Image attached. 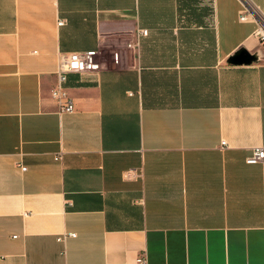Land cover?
Masks as SVG:
<instances>
[{
  "label": "crops",
  "instance_id": "1",
  "mask_svg": "<svg viewBox=\"0 0 264 264\" xmlns=\"http://www.w3.org/2000/svg\"><path fill=\"white\" fill-rule=\"evenodd\" d=\"M243 5L0 0V264H264V159L246 162L264 62ZM239 49L258 60L231 64ZM87 51L100 69L67 75L61 113L57 57Z\"/></svg>",
  "mask_w": 264,
  "mask_h": 264
},
{
  "label": "built area",
  "instance_id": "2",
  "mask_svg": "<svg viewBox=\"0 0 264 264\" xmlns=\"http://www.w3.org/2000/svg\"><path fill=\"white\" fill-rule=\"evenodd\" d=\"M244 5L239 19L241 21L247 20L251 17L258 21V27L254 31V36L259 43L260 58L264 62V9L258 5L251 4L248 0H243ZM62 25V22L58 23V26ZM142 34H146V30L141 31ZM96 51H87L79 53H64L59 54L57 57V69L55 72V86L50 91V96L57 102L59 111L61 113L74 112L73 99L68 95L66 89L67 75L70 73L80 74L85 72H96L100 69V62L97 60ZM220 146L225 147V142L222 141ZM252 155L246 159L248 164H257L264 159V149L257 147L252 150ZM25 170V167H21ZM74 233H65L58 236L56 239L60 242H64L66 239L74 237ZM139 264L144 263V258L139 256L137 258Z\"/></svg>",
  "mask_w": 264,
  "mask_h": 264
},
{
  "label": "water",
  "instance_id": "3",
  "mask_svg": "<svg viewBox=\"0 0 264 264\" xmlns=\"http://www.w3.org/2000/svg\"><path fill=\"white\" fill-rule=\"evenodd\" d=\"M257 56V52L250 54L244 49H239L237 53L229 58V62L234 65L251 64L258 60Z\"/></svg>",
  "mask_w": 264,
  "mask_h": 264
}]
</instances>
